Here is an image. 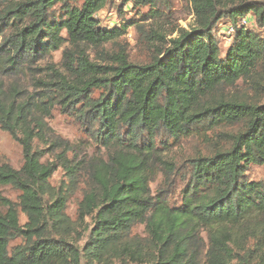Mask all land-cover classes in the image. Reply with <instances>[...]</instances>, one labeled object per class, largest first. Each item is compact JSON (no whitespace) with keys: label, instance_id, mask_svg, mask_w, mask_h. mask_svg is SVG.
Returning <instances> with one entry per match:
<instances>
[{"label":"trees","instance_id":"obj_1","mask_svg":"<svg viewBox=\"0 0 264 264\" xmlns=\"http://www.w3.org/2000/svg\"><path fill=\"white\" fill-rule=\"evenodd\" d=\"M76 1L0 0V130L23 157L19 169L0 164V187L19 192L17 202L0 197V264H264V179L246 176L264 165V2L186 0L193 26L149 30L154 54L133 63L116 42L127 26L102 28L96 17L109 0ZM171 1L121 3L156 15ZM223 20L234 34L221 56L212 32ZM86 47L99 49V62ZM59 50L60 67H47L36 92L5 88L2 78ZM238 83L246 95L231 92ZM55 107L101 153L78 158L54 138L45 120ZM194 135L208 151L178 165L163 145ZM53 148L69 182L86 183L77 204L78 221L89 219L82 246L69 239L68 194L50 186L55 165L43 158ZM176 178L184 184L172 206ZM136 226L145 239L130 237ZM17 238L22 244L10 247Z\"/></svg>","mask_w":264,"mask_h":264},{"label":"rangeland","instance_id":"obj_2","mask_svg":"<svg viewBox=\"0 0 264 264\" xmlns=\"http://www.w3.org/2000/svg\"><path fill=\"white\" fill-rule=\"evenodd\" d=\"M264 2V0H258ZM76 6L81 4V0H77L74 3ZM59 6L56 7L58 11ZM153 9L149 7L134 8L130 4L122 5L121 0H109L105 8L97 14L100 27L122 28L126 27L125 34L119 38L116 42L118 45L126 48V53L129 61L133 63H146L150 60L154 54V47L150 43L149 30H157L161 34H169L172 31H176L180 28L189 30L194 24V18L191 7L186 0H174L169 3L164 9H160L156 15H154ZM156 10V9H154ZM223 20L215 26L212 34L218 44L221 52V56L230 45L231 36L227 33V27L229 24ZM250 22V21H249ZM248 27L257 31L251 23H248ZM136 26L141 27L143 30L138 29ZM173 35L172 37H174ZM69 48L68 46H65ZM107 51H113L116 49L111 44L103 46ZM87 54L91 60L97 59V52L99 49L93 47H86ZM62 50L51 53L44 59L38 61L32 66L24 68L22 71L16 74L2 78L5 88L10 86H16L19 91L26 94L36 92L38 80H44L47 77V67L54 66L60 67ZM238 89L231 90L232 93L237 95H246L245 88L238 83ZM97 96V93L95 94ZM259 103L264 104V90L258 95ZM48 127L53 131L54 138L59 139L61 142H68L70 146H73L78 158H81L82 154L86 150L88 155H97L100 152L97 146H93L87 133L82 126L71 115L63 113L59 107H55L51 112L50 117L46 120ZM210 135V133H208ZM160 141V140H159ZM166 140L161 139L159 142L164 143ZM158 143V142H157ZM162 145V144H161ZM164 147L168 148L167 154L170 158L174 159L178 165L189 157L194 156L197 153H206L208 151L207 144L203 143V138L200 136H192L189 138H183L177 143L171 141L166 142ZM43 148V146H39ZM48 147L45 146L44 149ZM60 152L55 148L50 149V153H47L43 161L49 164L55 165V170L50 179V186L54 191H66L68 194V201L66 204V210L64 212L68 223L71 225V235L69 237L71 243L78 241V245L82 246L87 238V232L84 233L85 225L89 223V219H85L84 223H80L77 218V204L81 199L82 190L85 188L86 183L81 181L80 177L75 183H70L69 179L56 162V154ZM71 154H67L69 159ZM8 163L14 169H19L23 163V157L20 146L11 139V137L0 130V164ZM247 179L251 181H260L264 179V165L251 166L246 173ZM162 178L158 176L155 182L151 184L152 192L158 188ZM175 187L169 196V204L172 206H179L181 203V190L183 184L180 179L176 178ZM19 192L13 190L10 186L0 187V197L6 198L12 202H17ZM21 223L25 222L23 216L20 218ZM131 238L136 240H143L147 236L143 226H136L131 232ZM22 244V241L17 238L10 242V247Z\"/></svg>","mask_w":264,"mask_h":264},{"label":"built area","instance_id":"obj_3","mask_svg":"<svg viewBox=\"0 0 264 264\" xmlns=\"http://www.w3.org/2000/svg\"><path fill=\"white\" fill-rule=\"evenodd\" d=\"M245 24H246L245 20L240 23V25H242V26H244ZM227 33H228V35L232 36L234 34V28L229 25L227 27Z\"/></svg>","mask_w":264,"mask_h":264}]
</instances>
